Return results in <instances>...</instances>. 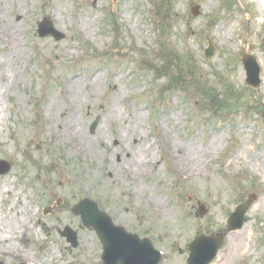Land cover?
<instances>
[{"label": "rangeland", "instance_id": "obj_1", "mask_svg": "<svg viewBox=\"0 0 264 264\" xmlns=\"http://www.w3.org/2000/svg\"><path fill=\"white\" fill-rule=\"evenodd\" d=\"M5 15L20 27L26 58L1 99L0 161L11 166L0 173V189L8 186L2 199L18 195L29 214L19 216L21 224L12 219V256L0 257L2 263L102 264L96 233L72 212L90 198L115 225L150 238L162 253L160 264H187L189 243L220 234L245 204L248 249L228 255L226 264H264V161L258 155L264 151V6L258 0H25L21 10L11 3ZM53 31L63 38L55 40ZM2 45L0 56L9 48ZM245 53L261 66L258 90L245 83ZM4 65L8 70L4 61L0 71ZM96 68L103 77L95 99L85 96L74 110L87 135L101 129L104 139L92 141L99 158H79L42 130L50 124L43 111L49 99L64 107L67 79ZM114 87L123 98L120 117L104 119L102 105ZM136 109L144 116L134 133L128 120ZM96 119L100 128L90 132ZM212 131L223 139L204 176L183 179L172 166V152L180 154L173 146L182 150L195 141L205 148ZM138 139L155 159L130 178L119 168L133 167L132 157L142 155ZM247 162H255V171ZM12 200L0 198V207ZM66 226L76 232V247L59 233ZM234 232L210 264H222Z\"/></svg>", "mask_w": 264, "mask_h": 264}, {"label": "bare ground", "instance_id": "obj_2", "mask_svg": "<svg viewBox=\"0 0 264 264\" xmlns=\"http://www.w3.org/2000/svg\"><path fill=\"white\" fill-rule=\"evenodd\" d=\"M11 3H16L17 10H21L22 4H25V0H0V42L4 44L2 45V47L9 46L7 51H5L3 55L0 56V64L6 61V65L8 66V70L4 65L0 71V75H2V77L4 78V83L0 81V114L4 111L1 99H3V97L9 92L11 83L14 79L13 77H17L20 67H24L23 59L26 58L24 54L23 42L20 35V27L13 25V23L10 22L5 15L6 10L9 8V5ZM263 21L264 20L262 18H259L260 24ZM83 26L87 31V25L85 22ZM10 68L12 71L9 70ZM6 73H9V75ZM101 73V70L99 68H96L89 72V75H87L85 78H81V75L79 74H74V76H77V79H75L74 76L68 78L66 81L67 83L62 90L63 93H61V97L64 101L65 106L58 107L57 104L53 102V100L49 99L44 107V117L46 120L47 118H49L50 124H46L42 130H44L45 133L49 136H53L55 138L54 140L64 141L67 145H69L68 151L70 152V154H75L79 158H99L97 157L98 155L95 154L94 148L92 147V141L96 140L97 142V140L103 141L104 139L101 129L94 135V138H91L89 135H87L85 130H83L82 121L80 120L79 116L76 115L74 110L76 106L82 107L85 102H87V100L95 99V95L97 93L96 91L102 85L101 82L103 75ZM128 90L130 89L128 88ZM85 96L87 100L83 101ZM122 99L123 98L121 92H119L117 87H114L113 94L108 98V102L102 105L101 115L104 116V119L120 117L117 103ZM138 110L139 109H136V111L132 112L131 117L128 120V122L134 121L135 125L128 126L134 133L137 132L138 125L142 123V118L144 116L143 114H141V112H138ZM99 128L100 124L98 125L97 129ZM222 139L223 138L220 134H218L217 131H212L210 132V137L205 148L194 144L195 141H192L190 148L183 147L182 150L174 145L173 148H176V150L180 152V154H174L172 152V166L180 176L186 179H194L196 177L204 176V173H202L203 166L208 161V158H210L211 156L213 157L215 152L219 150V143ZM138 142L144 147H141L142 155L139 156V154H136L130 160V162L134 164V166H121L119 168L121 172L125 173L130 178H135L136 175L141 172V166L151 162V157L155 159L154 156L150 155L148 146H145L144 143L139 141V139ZM169 148L172 151L171 145H169ZM258 155H260V159L264 161V151L259 153ZM240 156H242L241 150L238 151V155L232 160L231 163L235 165L237 159ZM247 164L252 170L255 171V168L257 166L255 162H247ZM79 183L82 184L85 182L83 180H79ZM9 192L10 191L8 186H3L0 189L1 201H5V203H7V199H13L4 207H0V209L5 210L4 213L6 215L4 216L8 217V223L6 226H3L0 222V257L12 256V252L10 250H7L10 249L9 246L7 247V242L15 237V227L12 224V219H15L18 224H21L19 216H22L23 219L29 214L26 211V207H24L21 200H19L20 197H18V195H15V197L13 198L6 197L5 199H2L3 193ZM162 208L163 207L158 206V210H155H161V212H163L165 207L163 208V210ZM240 228V232L237 231V229L233 234H229L227 239L226 252L222 255V264H226V262L228 261H226L228 255L230 258H232L238 253H241L244 249H248V242L244 235L246 228L244 225Z\"/></svg>", "mask_w": 264, "mask_h": 264}, {"label": "water", "instance_id": "obj_3", "mask_svg": "<svg viewBox=\"0 0 264 264\" xmlns=\"http://www.w3.org/2000/svg\"><path fill=\"white\" fill-rule=\"evenodd\" d=\"M52 35L56 39L63 38V35L52 32ZM44 36V35H41ZM212 55V49L207 51V57ZM244 59V64L247 69V83L253 87L257 86L258 71L255 69V62L252 58ZM97 121L91 125V131L95 129ZM9 164L6 167L0 169V173H5L9 170ZM251 197V196H250ZM249 199L246 204H249ZM247 210V205L242 204L237 207L236 211L231 214L228 219V228L236 229L240 228L243 224V216ZM73 212L81 217L82 223L87 227H92L99 239L103 244L102 259L104 264H140L142 249L147 248V244L143 240H139L136 235L127 233L119 226H115L110 219L103 212H99L94 203L89 200H83L79 202L74 208ZM63 236L67 237L73 246L76 245L75 233L66 228L61 232ZM224 233H221L219 237L212 236L205 237L199 236L194 238V241L189 245L190 257L188 264H208L215 256L218 248L223 242ZM145 259L141 260L144 261ZM157 258H154L152 264H157Z\"/></svg>", "mask_w": 264, "mask_h": 264}]
</instances>
